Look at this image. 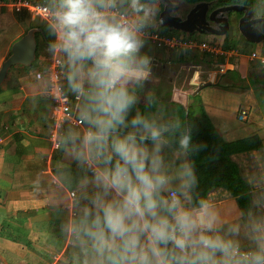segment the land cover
<instances>
[{
    "label": "clouds",
    "instance_id": "9594fccd",
    "mask_svg": "<svg viewBox=\"0 0 264 264\" xmlns=\"http://www.w3.org/2000/svg\"><path fill=\"white\" fill-rule=\"evenodd\" d=\"M161 3L43 5L45 51L64 58L79 102V126L57 137V179L71 183V163L83 173L62 223L76 250L71 264H264V154L253 157L245 208L226 221L198 190L190 155L206 146L193 144L191 126L153 92L138 95L152 79L153 60L142 49Z\"/></svg>",
    "mask_w": 264,
    "mask_h": 264
},
{
    "label": "crops",
    "instance_id": "0c3cea01",
    "mask_svg": "<svg viewBox=\"0 0 264 264\" xmlns=\"http://www.w3.org/2000/svg\"><path fill=\"white\" fill-rule=\"evenodd\" d=\"M2 8L0 7V30L5 28V23L12 27V30L3 34L5 40L0 52L1 62L8 57L12 43L30 28L35 29L34 37L37 47L38 44L41 46L38 49V56L34 57L30 64L18 63L10 67L0 87V264H71L76 250L72 247L71 238L66 237L62 232V223L70 215L71 201L79 195L77 182L83 173L77 169L75 163L66 161L71 163L72 181L70 184L66 181L61 183L57 179V161L62 160L63 155L58 151L59 148L55 149L52 146L50 140L52 103L48 98L46 83L37 79L35 73L44 69L52 57H60L63 61V82L71 100V112L74 116L77 115L79 102L68 89L64 58L59 55H49L45 51L50 39L46 33L45 23L26 13L4 12ZM28 17L30 19H27ZM40 25H44L45 29L43 30ZM199 38L197 37L198 41H200ZM212 42L207 43L222 48L221 42L218 44ZM155 48L163 51L191 53L188 50ZM259 54L264 55V53ZM219 57H223V62L218 61ZM177 58L178 54L176 58L169 59V62L180 65V71L183 70L186 74L189 88L184 87V84L180 87L173 84L168 98L159 97L157 87L154 89L155 95L169 111L176 112L184 120L177 105L186 106L188 95L197 92L200 86L207 85L208 82L217 84L219 80L226 79L231 69L237 67L238 63L233 60L234 58L230 61V57L220 54L212 57V63L205 67L203 63L192 64L187 56L182 58V61L179 58L175 60ZM218 63L225 65L229 70L217 74L215 65ZM258 65L260 66L259 63ZM187 68L189 70H186ZM152 73L154 74L153 71ZM205 73L209 81L201 85L199 81L205 77ZM154 77L157 81L160 80L159 73H156ZM215 80L217 81L214 82ZM197 83L199 86L195 88ZM151 84L150 88L153 87ZM191 88L194 91H191ZM145 92L143 89H138V95H144ZM247 99L251 104L254 102L252 95H247ZM248 106L239 107L238 113L239 109L244 107L248 108L250 114ZM138 107L142 112L146 111L143 104ZM134 114L135 109L130 113L129 119ZM209 118L211 120L210 116ZM213 125L222 136L219 128ZM70 126L78 127L79 125L66 123L61 133ZM263 131L264 128L261 125L259 132L254 133L262 140L261 149L234 153L230 156L231 160L237 164L245 181L252 171L253 157L260 150L264 152ZM71 192L74 196H71ZM208 194L215 200L224 220L231 222L239 216L241 210L227 190L220 187L214 188Z\"/></svg>",
    "mask_w": 264,
    "mask_h": 264
},
{
    "label": "rangeland",
    "instance_id": "374dc122",
    "mask_svg": "<svg viewBox=\"0 0 264 264\" xmlns=\"http://www.w3.org/2000/svg\"><path fill=\"white\" fill-rule=\"evenodd\" d=\"M39 1L44 2V0ZM175 1L177 3L180 2V0ZM183 6L184 9L188 7L186 4ZM2 11L5 12L3 8ZM254 14L264 16V8L260 6L258 0L255 1ZM27 19L30 18L28 17ZM156 26L154 29H157ZM4 27V29L0 30V52L5 40L3 34L12 30V27H9L7 23H5ZM174 34L177 36L181 35L176 33ZM182 34L185 39L197 40V37H200L204 41H213L215 44H218V42H223L221 37H213L212 35L208 34H204L202 36L199 34H189L187 32ZM232 45H234V51L240 52L241 50L246 49L247 51L254 50L258 53H264V41L259 43H251L246 39L244 41L243 37L238 35L237 41L232 42ZM144 47L148 48L152 59H155L157 62L153 60L152 71L154 70V74L152 75L151 81L146 85L143 91H151L155 94L156 91L154 87H157V93L159 97L168 98L173 89V84L178 87L184 84V87L189 88L186 74L183 70L180 71V65L169 62V59L177 57L178 51L173 52L169 50L163 51L156 49L148 42L145 43ZM231 52L233 51H229V53ZM183 54H185L187 57H190L191 55V53L186 51H184ZM227 55V57L231 58L230 61H232L234 57L231 55L233 54ZM233 60H236V63H238V66L235 67V72L238 73V76H236L234 72L230 71L226 79L224 78L223 80H219L217 84L212 83L200 86L196 92L201 98L205 109H207L206 111L211 117L212 123L219 128V131L222 133L224 139L231 141L243 138L249 134H254L257 131L259 132L261 125L262 128H264V69L263 67L259 66L258 63H253L252 60H247L245 58L241 59L240 57L234 58ZM203 66L205 67L207 64L203 63ZM227 68H229V66H227ZM186 70H189V68ZM156 73H159L160 80L158 81L154 77ZM204 76L205 77L199 81L201 82V85L203 82L209 81L207 79V73H205ZM216 81L217 80L214 82ZM150 83H152L151 85L153 86L151 88ZM195 88H197V86ZM191 91H194L193 88H191ZM247 95H252L254 100L252 104L247 99ZM242 106H248L250 108V114L248 119L245 121H240L237 119V110ZM226 130L227 132H225ZM259 153L264 154V152L261 150Z\"/></svg>",
    "mask_w": 264,
    "mask_h": 264
},
{
    "label": "trees",
    "instance_id": "16d2710c",
    "mask_svg": "<svg viewBox=\"0 0 264 264\" xmlns=\"http://www.w3.org/2000/svg\"><path fill=\"white\" fill-rule=\"evenodd\" d=\"M190 4L199 1H214L216 5L237 4L244 6H253L256 0H184ZM43 2V1H42ZM45 2V0H44ZM40 27L45 29L44 25ZM149 31H155L160 35L174 34L166 28L154 29L150 28ZM201 41L202 39L199 38ZM215 44V42H212ZM38 44L35 57L38 56ZM223 49H232L234 45L225 39L221 45ZM241 50V49H240ZM241 51H247L246 49ZM143 53L150 56L148 48L142 49ZM10 54V53H9ZM151 57V56H150ZM186 57L182 51L178 52V58L182 61ZM175 59V60H178ZM183 58V59H182ZM220 58V57H219ZM223 62V57L219 59ZM190 62L195 65L205 63L210 65L213 61L212 55L208 52L197 53L191 51L189 57ZM238 76L235 70H231ZM180 109L181 115L192 128L193 144L205 145L201 151L192 153L190 159L194 162L197 177L199 179V191L202 194H208L214 188H223L235 199L240 210L246 206V198L250 195V187L248 183L242 178L239 168L233 162L230 156L234 153H239L249 150H259L262 148L261 138L254 134L251 136L243 137L233 141H226L216 130L211 122L201 98L198 94L192 93L188 95L186 106L177 105Z\"/></svg>",
    "mask_w": 264,
    "mask_h": 264
},
{
    "label": "built area",
    "instance_id": "2783aa9c",
    "mask_svg": "<svg viewBox=\"0 0 264 264\" xmlns=\"http://www.w3.org/2000/svg\"><path fill=\"white\" fill-rule=\"evenodd\" d=\"M45 2L39 0H0V7L5 11L15 13H26L32 18L38 19L45 23L47 11L43 7ZM145 41L155 47L173 48L178 50H188L197 52H208L212 57L220 55H231L235 57L245 58L247 60L257 61L260 66L264 67V55L259 54L254 50L249 52H238L234 50H226L223 47L212 45L207 42L185 39L177 35H159L155 31L147 30ZM229 51H233L229 53ZM228 56V55H227ZM217 66V67H216ZM235 69V67H233ZM231 69V70H233ZM215 70L217 74L225 73L227 70L225 65L216 64ZM63 61L60 57L54 56L42 70L35 73L37 79L43 80L46 83L48 98L52 103V127L50 130V140L55 149L59 148L57 137L61 134V129L66 123L79 125L76 116L71 112V100L66 92L63 82ZM198 84V83H197ZM196 84V86H198ZM249 116L248 108L239 109L237 115L239 120H246ZM74 196V193H70Z\"/></svg>",
    "mask_w": 264,
    "mask_h": 264
},
{
    "label": "water",
    "instance_id": "95a60500",
    "mask_svg": "<svg viewBox=\"0 0 264 264\" xmlns=\"http://www.w3.org/2000/svg\"><path fill=\"white\" fill-rule=\"evenodd\" d=\"M166 4L171 2L170 0H163ZM246 10L245 15L240 19L239 29L244 36V38L252 43H259L264 41V26L261 30L258 28H253L251 24L253 22H264L263 18L252 19L249 22L243 23L245 18L252 15L251 8L249 6L243 5H230V6H222L213 11H211L208 15V19L212 20L213 15L216 13H224L229 10ZM208 10V2L200 1L193 5V7L188 11L186 17L184 19L180 17L171 16L169 14L170 9L166 6L164 10L160 14V18H163V25L181 30L183 32L191 33L194 31L198 32H208L210 34H223L225 32L226 24L224 29L217 30L214 27H211L208 24L206 19V13ZM226 23L225 18H223ZM34 28H30L27 32L22 35L19 39L14 41L11 45L10 54L7 58H5L0 64V87L3 83L8 69L15 64L21 63L24 65H28L32 62L35 57L36 51V41L34 37ZM210 82L206 83L207 85ZM200 88V87H199Z\"/></svg>",
    "mask_w": 264,
    "mask_h": 264
},
{
    "label": "flooded vegetation",
    "instance_id": "af4514ba",
    "mask_svg": "<svg viewBox=\"0 0 264 264\" xmlns=\"http://www.w3.org/2000/svg\"><path fill=\"white\" fill-rule=\"evenodd\" d=\"M170 1L175 4V7L172 10L169 11V14L171 16L180 17L182 19H184L186 17L188 11L193 7L194 4L197 3L196 2V3L190 4L188 2H185L184 0H180V2H178L179 3L178 4L175 0H170ZM206 2H208V1H206ZM184 4L188 5V7H186V9H184V6H183ZM165 5H166V3L162 0V3L160 5V13H159V16L157 18L158 22H157L156 28L160 29V28L163 27V28H166V29H168L170 31H174L172 33L183 35L182 33H185V32H183L181 30H176V29L167 27V26L163 25L162 23H159L160 14L164 10ZM230 5H237V4H228V5H220L219 6V5H216L214 1H209L208 2V10H207V13H206V19L208 21V24L211 27L216 28L217 30L224 29L225 24H226L225 32L223 34H210L208 32H198V31L191 32V34H199L201 36L204 35V34H208V35H212L213 37L214 36L215 37H221L223 41L225 39H227L229 41V43H231V44L234 41L236 42L237 41V36L240 35V36L243 37V39L245 41V38H244V36L242 35V33H241L240 29H239V22H240V19L245 15L246 10H235L234 9V10L226 11L224 13H216L215 15H213L212 20L208 19V15H209V13L211 11H213V10L219 8V7H222V6H230ZM254 5H255V3H254ZM254 5L252 7L249 6L251 8L252 15H250L249 17L245 18V20H243L244 24L246 22H249L252 19H258V18H263L264 17L263 15H255L254 14ZM223 18H225L226 23H225V21H223L224 20ZM251 26H253V28H258L259 30H261L262 27L264 26V22L263 21L253 22L251 24ZM171 35H175V34H171ZM181 37L184 38V36H181ZM221 43H223V42H221ZM232 49H228V50H232Z\"/></svg>",
    "mask_w": 264,
    "mask_h": 264
}]
</instances>
